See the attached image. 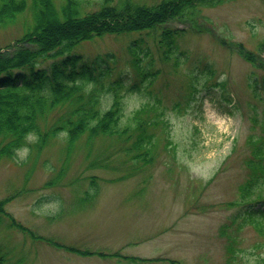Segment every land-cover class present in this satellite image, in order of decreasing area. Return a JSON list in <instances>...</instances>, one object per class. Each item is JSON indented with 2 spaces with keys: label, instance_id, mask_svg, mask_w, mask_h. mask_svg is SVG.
I'll list each match as a JSON object with an SVG mask.
<instances>
[{
  "label": "rangeland",
  "instance_id": "obj_1",
  "mask_svg": "<svg viewBox=\"0 0 264 264\" xmlns=\"http://www.w3.org/2000/svg\"><path fill=\"white\" fill-rule=\"evenodd\" d=\"M47 1L38 24L55 33L49 29L71 22L73 13L63 0ZM131 1L151 6L162 0ZM26 2L22 14L0 23L2 50L33 28L32 0ZM78 2L81 16L103 0ZM192 17L197 26L172 19L148 32L93 36L62 54L88 63L104 58L96 69L110 70L102 78V108L111 103L108 89L121 73L124 120L144 103L156 105L159 121L144 125L155 156L146 165L125 155L121 138L87 135L83 144L78 138L71 143L75 148L65 158L61 133L38 157L23 147L14 160L0 161V199L11 197L6 212L27 228L0 225L5 264H264V230L256 227L264 228V215L248 216V201L238 191L250 173L248 141L264 137V90L260 86L255 96L250 81L253 74L260 80L264 70L225 46L256 56L264 40V0L199 5ZM68 24L59 29L81 28ZM166 27L183 30L173 35L174 43L161 36ZM134 46L139 69L129 52ZM49 60L41 67L48 70ZM95 158L101 160L91 163Z\"/></svg>",
  "mask_w": 264,
  "mask_h": 264
},
{
  "label": "trees",
  "instance_id": "obj_2",
  "mask_svg": "<svg viewBox=\"0 0 264 264\" xmlns=\"http://www.w3.org/2000/svg\"><path fill=\"white\" fill-rule=\"evenodd\" d=\"M42 1L48 3L47 0H32L34 26L29 30L30 32L23 33L20 39L15 40L11 45L8 44L6 47L11 50L6 51L0 48V161L14 160L17 151L23 147L28 148L27 156H37L51 140L57 139L62 133L64 148H60V152H64L65 158L75 148L73 142L77 138L81 139L80 143L83 144L86 140L82 139L83 136L88 135L92 138L106 136L112 139L121 138L119 141L122 151L126 156L130 155L131 160L150 164L155 156L152 151L154 141L152 134L145 133L144 125L148 127L159 121V113L154 112L156 105L152 102L144 103L139 110L137 109L124 120L121 102L123 97L117 90L124 82L121 73L116 80H113L115 86H109L111 103L107 108L105 105L102 108L101 97L106 93L102 78L110 70L106 67L98 71L96 69L104 62V58L100 61L96 58L88 63L82 59L81 55L68 53L62 56V54L79 41L93 36L106 33H141L144 30L148 32L172 19H189L192 25L197 26L192 15L199 5H215L224 0H162L157 4H150L151 6L145 2L138 4L131 0H122L120 3L111 5L112 0H103L98 9L83 13L81 16L77 11L78 0H63L70 7L68 9L70 14L73 13L74 19L71 22L67 19L57 22V28L49 29L55 33L43 31L46 25L40 27L38 24L42 16ZM26 6V0H0V23L12 22L17 15L22 14ZM66 6L61 8L65 10ZM68 23L80 25L81 28L76 32L59 29L69 26ZM160 31L161 36L170 38L173 43V37L183 32L179 28L168 27L161 28ZM225 46L232 51L235 49L243 59L264 70V62L261 61H264L261 55L264 52V40L258 43L255 50L256 56L230 43H225ZM129 49L133 56L132 63L139 69L137 62L139 52L136 46ZM164 52L167 55H163L162 58L167 61L171 51L169 54L168 49ZM46 60L50 61L48 70L41 67ZM258 78L260 77L254 74L250 78L255 96L260 86L264 90V76L260 80ZM135 87L136 85L133 86ZM140 111H142L141 117ZM143 115L146 118H143ZM248 142L252 148L251 158L246 161L250 173L247 181L239 186L238 191H240L241 201H248L245 202L246 205L249 204L246 209L247 215L255 217V215H264V193L262 188H259L264 184V137L251 138ZM71 143H73L72 146ZM88 144L83 145L85 154L89 153ZM95 160L101 159L95 158L90 162L93 163ZM10 199L9 196L0 199V225L8 229L27 230L10 212H6L5 206ZM256 227L260 231L264 230L260 225ZM26 233L35 240L45 239L52 244L63 246L59 241L41 238L29 231ZM66 249L79 253L78 248L66 247ZM110 255L144 259L119 253H110ZM3 257V248L0 246V264L6 262Z\"/></svg>",
  "mask_w": 264,
  "mask_h": 264
},
{
  "label": "bare ground",
  "instance_id": "obj_3",
  "mask_svg": "<svg viewBox=\"0 0 264 264\" xmlns=\"http://www.w3.org/2000/svg\"><path fill=\"white\" fill-rule=\"evenodd\" d=\"M37 37H38V35H37ZM3 57H5V55Z\"/></svg>",
  "mask_w": 264,
  "mask_h": 264
}]
</instances>
